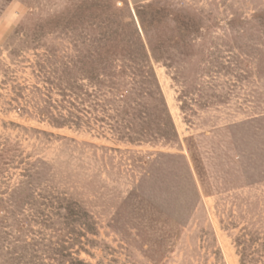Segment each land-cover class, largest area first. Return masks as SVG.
<instances>
[{
    "label": "rangeland",
    "instance_id": "374dc122",
    "mask_svg": "<svg viewBox=\"0 0 264 264\" xmlns=\"http://www.w3.org/2000/svg\"><path fill=\"white\" fill-rule=\"evenodd\" d=\"M6 1L0 10V149L13 140L19 142L21 154L20 162L2 167L0 196H9L27 162L43 159L53 174L47 186H39L40 192L71 194L87 211L94 231L81 235L87 227L75 224L74 231L64 233L60 217L41 225L34 222L30 207L23 212L13 209L9 231L0 235V264H12L16 243L20 248L14 250L28 252L37 264H59L54 245L61 240L65 253L90 264H243L241 250L246 248L250 259L244 264H264V180L236 187L245 179L233 174L255 162L254 143L246 131L250 122L264 117V0H130L132 7L154 3L159 16L150 27L151 39L161 59L154 62L155 72L178 133L172 145L131 143L108 124L95 122L88 130L55 127L44 119L41 110L52 104L58 112L56 104L63 100L50 49L62 43L65 55L75 50L73 42L48 24L57 21V10L72 4ZM21 24L47 29L34 47L18 50L23 35L12 36ZM255 136V144L264 146V130ZM193 144L199 154L212 157L204 156V165L212 161L214 177L217 164L224 162L222 177L229 172L225 183L236 188L225 190L223 179L212 177V188L222 184L224 190L202 192L199 205L173 237L151 247L150 238L142 239L138 229L117 216V206L137 191L155 199L158 187L143 181L149 179L150 164L160 153L182 155L191 162ZM161 166L164 177L170 165ZM21 214L31 219L33 229L18 242L16 221Z\"/></svg>",
    "mask_w": 264,
    "mask_h": 264
},
{
    "label": "trees",
    "instance_id": "16d2710c",
    "mask_svg": "<svg viewBox=\"0 0 264 264\" xmlns=\"http://www.w3.org/2000/svg\"><path fill=\"white\" fill-rule=\"evenodd\" d=\"M66 3L72 5H67L64 10H57L54 13L58 17L57 21L48 26L54 27L52 29L73 42L75 50L72 55H65L59 46L62 43L56 49H50V64L55 66V82L63 100L59 102L60 106L56 104L58 112L54 111L52 104L46 105L41 110L43 118L55 127L70 126L89 130L95 122L99 126L108 124L111 131L117 132L121 139L131 143L175 144L178 133L154 68V62L161 60L155 54L157 47L151 39L150 27L159 17L154 3H135L134 7L130 5V0H67ZM78 3L81 5L76 7ZM3 6L4 0H1L0 10ZM46 29L34 24L31 27L21 24L12 38L22 33L23 39L18 50H23L38 44V39ZM107 116L111 117L112 123L107 121ZM261 120L264 117L250 122L251 127L246 131L249 140L251 138L254 143L255 154L252 156L255 155V162L249 169L242 166L238 171H233L235 176L245 179L240 185L235 184L236 187L264 180V146L255 144V134L264 130ZM196 147L194 144L189 145L191 162L182 155L160 153L153 161L154 164L159 162L158 167L155 165L154 168V164H150L146 171L149 179L144 177L143 181L158 187L154 193L155 199L152 195L141 196L137 191L135 197L132 196L134 193H130L117 206V216L138 229L142 239L150 238L151 247H158V241L165 242L173 237L199 205L202 192L208 194L224 190L222 184L216 186L217 189L212 188L213 178L216 177L218 182L223 179L225 190L230 188L225 183L229 172L224 177L221 173L224 162L217 164V176L214 177L212 161L207 164L211 170L204 165V156L212 157L202 156ZM20 154L19 142L8 141L0 149V173L4 165L20 162ZM258 161L260 162L256 165ZM163 163L170 165L169 170L164 171L166 177L160 175L164 168L161 166ZM24 167L23 178L9 196H0V218L3 220L0 222V235H6L7 230L9 231L12 210L23 212L25 206L30 207L36 219L34 222L38 224L42 225L52 217L56 218L54 221H58L57 217H60L64 233L73 230L75 224L87 227L81 235L94 231L87 211L79 201L73 200L71 194L59 192L46 196L40 192L39 186H47L51 182L53 167L50 163L38 158L27 162ZM235 186L230 189L236 188ZM50 187L55 189L52 184ZM156 197L169 202L163 204ZM21 216L16 221L18 242L22 235L28 236L26 231L31 232L33 229L31 219L25 214ZM32 244L35 245L34 242ZM16 246L19 249L20 243H16L11 250L12 255L17 252L12 258V264H37L28 252L14 250ZM54 252L60 255L57 258L59 264H90L65 253L67 248L63 240L54 245ZM8 253H5L6 261L9 259ZM241 258L243 264L250 259L247 248L241 250Z\"/></svg>",
    "mask_w": 264,
    "mask_h": 264
}]
</instances>
